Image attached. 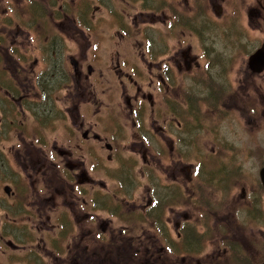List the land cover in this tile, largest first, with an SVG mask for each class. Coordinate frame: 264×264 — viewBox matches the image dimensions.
<instances>
[{
  "label": "flooded vegetation",
  "instance_id": "af4514ba",
  "mask_svg": "<svg viewBox=\"0 0 264 264\" xmlns=\"http://www.w3.org/2000/svg\"><path fill=\"white\" fill-rule=\"evenodd\" d=\"M263 47L264 0H0V100L25 116L5 127L21 171L1 153L0 220L45 234L28 259L264 264V162L246 190L222 128L248 100L264 127Z\"/></svg>",
  "mask_w": 264,
  "mask_h": 264
},
{
  "label": "rangeland",
  "instance_id": "374dc122",
  "mask_svg": "<svg viewBox=\"0 0 264 264\" xmlns=\"http://www.w3.org/2000/svg\"><path fill=\"white\" fill-rule=\"evenodd\" d=\"M255 35H258L255 33ZM254 35L248 37V39H253ZM224 44L229 45L228 50L230 51L231 55H236V53L232 49V42L226 41ZM249 52L247 51V55ZM239 61V60H238ZM241 63V61H239ZM263 91H264V83H263ZM2 93H0V98L2 97ZM248 107L245 113L241 111L240 113L234 112L230 115V121L228 123H223L222 128L225 131L224 135L227 137L229 141V158L230 164L228 167L230 170H234L235 176L238 174H242L244 176L243 184L244 188L256 190L258 188V167H259V159L262 158L264 162V127H259V120L255 114L250 110L249 102ZM24 102V109L31 110L35 109L34 100L28 101L29 105L25 104ZM61 102L57 104L60 107ZM2 105V107H1ZM20 109L14 102L7 101L4 104L3 100H0V116L3 114L5 118L0 117V129L2 128L6 131L7 139L3 137V134L0 131V155L2 152H6L11 156V163L12 168L15 169V166L19 169L17 171H21V168L15 163V154L14 152H10L11 148H15L16 142H19V139L16 138L15 129H5L6 126L13 124V125H20V120L24 119L25 116H21L19 113ZM241 114V118L239 116ZM29 125H35L33 123V117L31 113H26ZM11 121L16 122L11 123ZM258 125V126H257ZM16 149V148H15ZM262 152V156L258 154ZM259 156V158L257 157ZM1 157V156H0ZM261 161V160H260ZM15 165V166H14ZM1 173V172H0ZM230 174H233L230 172ZM233 178V176L231 177ZM229 178V179H231ZM1 179V176H0ZM246 185V187H245ZM219 188H222L220 186ZM237 188L236 194L241 193V189L239 186H234ZM246 188V190H247ZM222 210V207L219 208ZM251 213V215H249ZM4 217L3 215H0ZM14 214H9L7 220L3 219V222L0 220V234L7 235L8 239H11L12 245L15 243L18 245H25L28 248L34 247L30 244H34L35 240H38L41 237H45L44 233H37L32 229H19L14 227L4 228V224L7 226H11L9 223L14 220ZM234 219L241 222L247 229L248 233H255V235L260 231V222L258 221L256 208L253 210L244 209L243 211H236L234 213ZM5 231V233H4ZM81 231V228L74 229V232ZM53 233H57L58 230L52 231ZM76 235V234H75ZM1 236V235H0ZM51 236V235H49ZM47 237V236H46ZM22 238L25 240L22 241ZM21 239V240H20ZM36 246V243L34 244ZM21 247H11L9 244L5 245V252L0 251V264H39V260L32 255L33 253H29L31 257L28 259L26 256V252H24L25 248ZM31 252V251H29ZM30 260V261H29ZM29 261V262H28Z\"/></svg>",
  "mask_w": 264,
  "mask_h": 264
},
{
  "label": "water",
  "instance_id": "95a60500",
  "mask_svg": "<svg viewBox=\"0 0 264 264\" xmlns=\"http://www.w3.org/2000/svg\"><path fill=\"white\" fill-rule=\"evenodd\" d=\"M249 66L254 72H260L264 70V47L250 57ZM261 175L264 184V170L262 171Z\"/></svg>",
  "mask_w": 264,
  "mask_h": 264
}]
</instances>
